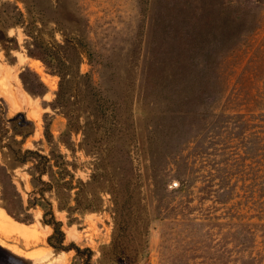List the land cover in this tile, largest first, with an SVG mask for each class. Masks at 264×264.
<instances>
[{"label": "rangeland", "instance_id": "obj_1", "mask_svg": "<svg viewBox=\"0 0 264 264\" xmlns=\"http://www.w3.org/2000/svg\"><path fill=\"white\" fill-rule=\"evenodd\" d=\"M161 3L0 0V35L8 36V40H0V103L7 107V116L21 110L32 119L34 130L24 146L47 152L49 143H54L75 163V176L90 180L87 189L98 205L95 209H60L55 193L47 192V196L55 216L62 220L65 243L89 246L94 264H213V191L201 188L205 181L213 185V177L228 175L230 183L236 185L226 204H234L233 210L254 215L252 220H257L255 215L261 211L239 194L245 191L242 184L261 179L262 143H247L242 133L243 137L234 139L229 134V147L219 149L222 143L213 134L217 129L213 126V106L205 113H185L178 109L183 91L174 95L178 104L164 97V92L155 98L154 87L168 82L175 69L170 61L171 45L182 42H173L164 31ZM260 6L258 26L221 59L228 96L236 101L227 108L230 111L232 107L242 109L241 103L252 94L264 93V2ZM201 12L212 16L213 0H187L179 15L193 18ZM4 42L12 47L8 54ZM57 70L65 72L61 90L64 104L56 101ZM38 80L45 88L38 86ZM173 106L177 111L170 109ZM261 106L247 107L257 112ZM236 118L241 117L229 119L235 123ZM46 128L51 141L46 139ZM152 143L163 152L157 160L162 170L156 178L145 166L151 162L148 148ZM168 155L177 156L183 169L180 176L192 181L193 192L187 202L192 208L186 207L180 214L169 210L170 204L183 196L168 194L178 182L173 169L166 170ZM0 164L4 166L0 169V206L39 234L38 239L26 243L18 235L0 232L6 242L0 243V264H80L74 249L55 250L48 244L52 228L41 222V207L25 209L31 189L30 162L18 164L0 148ZM5 169L13 170L22 200L13 193ZM136 183L140 188L134 187ZM258 187L255 185V197L262 191ZM127 195L129 204L124 202ZM114 197L118 205L115 213ZM215 205L219 207L216 213L225 207ZM259 205L264 208L263 203ZM27 211L33 218L20 220L27 218ZM175 216L185 220L176 221ZM194 217L203 222L189 219ZM113 232L116 242L123 241L114 248L110 246ZM257 239L261 247L264 240L261 236ZM132 259L135 262H129Z\"/></svg>", "mask_w": 264, "mask_h": 264}, {"label": "trees", "instance_id": "obj_2", "mask_svg": "<svg viewBox=\"0 0 264 264\" xmlns=\"http://www.w3.org/2000/svg\"><path fill=\"white\" fill-rule=\"evenodd\" d=\"M187 0H162L164 21L162 27L168 37L173 42L177 39L182 42L179 45L172 44L170 48V61L175 69L172 72L171 79L162 83V86L156 85L153 93L156 99L164 92V97L171 102H175V96L179 91H183V96L179 97L180 110L185 113H205L209 106H213V126L216 139L221 141L219 149L229 147L227 137L232 135V139L237 135L244 134L247 143H262L261 157L262 162L260 170L261 179L254 183V179L241 185L244 193L239 194L241 198L246 199L252 204L260 207V212L256 213L257 220H252L254 215H241L239 211L233 210L234 204L226 205L233 197L235 184L230 183L228 175L213 177V185L206 182L201 187L213 191V264H264V242L258 247V236L261 241L264 240V93L251 96L250 100L241 103L242 109H233L235 97L232 99L229 95L228 83L224 81L220 71L221 59L243 41L258 26L260 20V5L264 0H213V14L202 12L193 18L186 15L180 16L179 12ZM212 36V37H210ZM8 40L0 35V40ZM5 53H10L11 46L4 42ZM171 65V66H172ZM26 70L30 71L28 66ZM21 70V77L25 84L24 70ZM59 75V88L56 93V101L64 104L61 97L63 87L62 81L65 72L56 71ZM32 92V85H26ZM38 86L45 88V84L38 80ZM164 86V87H163ZM228 86V88L226 87ZM164 90V91H163ZM213 101V104L211 103ZM259 107L257 112L247 106ZM172 111H177V106L170 107ZM7 107L0 103V148L6 149L8 156L18 164L30 162L28 173L31 189L28 191L27 203L25 209L40 206L42 209L41 222L50 225L52 230L47 235V242L55 250L74 249V254L80 258V264H94L92 261L93 251L89 246L81 247L73 241L65 243V231L62 228V220L54 214L53 203L47 196V192H54L57 198V207L60 209H74L78 211L92 210L98 207L93 201L92 192L87 189L90 180H83L75 176L76 165L69 161L54 143H49L47 152L30 146H24L26 138L33 133L34 123L23 111H17L12 116H7ZM237 116L236 122L232 123L230 117ZM242 133V134H240ZM220 135V136H219ZM19 136V137H18ZM48 141H51L52 135L49 130L45 131ZM214 136V135H213ZM217 140L215 142H217ZM148 152L151 154V162L145 163L147 170L151 169L156 178L162 170L158 167L157 160L163 152L161 148L152 143ZM248 153V152H247ZM169 165L167 169H173L172 174L178 177V182L168 194L182 195L178 197L174 204H170L169 210L180 214L190 201L192 195V181L182 178V163L176 155H169ZM170 165H173L169 167ZM4 166L0 164V169ZM5 174L10 180L13 193L22 200L20 190L13 181V170L5 169ZM47 177L44 178L43 176ZM214 175V173H213ZM217 178V179H215ZM217 180V181H216ZM256 180V179H255ZM209 181V180H207ZM158 179L153 183L156 185ZM255 185L259 186L258 197H255ZM140 185L136 183V186ZM165 188H167L165 186ZM131 189L130 191H132ZM186 197V199L184 198ZM261 198V199H259ZM128 204L129 196H126ZM73 201L74 204L70 202ZM241 201V200H239ZM225 205L220 213H216L219 208L215 204ZM114 213L118 207L116 197L113 198ZM189 204V203H188ZM158 207L156 203L155 208ZM252 207V206H251ZM191 209L192 207H187ZM253 208V207H252ZM9 212L11 210L7 209ZM27 218L20 220H31L33 215L26 212ZM114 217V228L118 226V217ZM176 221H183L185 217H173ZM19 219V218H18ZM192 221L201 223L203 221L197 218H189ZM123 240V239H122ZM123 242V241H122ZM116 242V233L113 232L110 246L118 247ZM122 248H124L122 246ZM129 262H135V259Z\"/></svg>", "mask_w": 264, "mask_h": 264}, {"label": "bare ground", "instance_id": "obj_3", "mask_svg": "<svg viewBox=\"0 0 264 264\" xmlns=\"http://www.w3.org/2000/svg\"><path fill=\"white\" fill-rule=\"evenodd\" d=\"M0 232L7 236L12 234H15V236L18 235L22 237L26 241V243H29V240L32 241V239L39 238L38 236L39 234H37V232H35L33 229H30L25 223H22L16 220L15 218H13L1 206H0ZM0 243L6 245V242L1 238H0ZM7 247L11 248L14 251H20V249L15 245H8Z\"/></svg>", "mask_w": 264, "mask_h": 264}]
</instances>
